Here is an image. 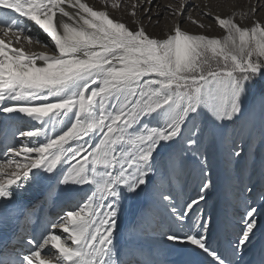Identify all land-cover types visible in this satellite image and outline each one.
<instances>
[{
	"label": "snow or ice",
	"instance_id": "obj_1",
	"mask_svg": "<svg viewBox=\"0 0 264 264\" xmlns=\"http://www.w3.org/2000/svg\"><path fill=\"white\" fill-rule=\"evenodd\" d=\"M119 4L0 0V34L14 37L0 39V227L17 192L43 190L39 209L18 211L24 226L0 243V264H264V162L256 178L238 171L226 188L235 212L223 227L201 207L216 187L206 141L229 162L244 158L245 136L258 131L264 144L260 9L243 23L214 16L221 36L190 32L183 19L155 36L136 5L129 21L113 17ZM187 6L166 10L183 17ZM21 40L50 51L27 52ZM256 96L258 111L248 104ZM189 163L195 196L184 190ZM142 196L140 239L153 243L121 249L124 202ZM257 233L261 247L246 261Z\"/></svg>",
	"mask_w": 264,
	"mask_h": 264
},
{
	"label": "rangeland",
	"instance_id": "obj_2",
	"mask_svg": "<svg viewBox=\"0 0 264 264\" xmlns=\"http://www.w3.org/2000/svg\"><path fill=\"white\" fill-rule=\"evenodd\" d=\"M90 3L97 2L100 7L102 8L105 4V0H86ZM170 1L171 5L170 7H178L179 5L183 4V2L180 3V0H165ZM184 1V0H182ZM112 0H108L109 5L111 4ZM139 0H120L119 7L117 9H111L112 12H114V15L119 16L124 13L125 18L124 21H129L132 19L130 16L131 12L133 11V5H136V12L137 16L140 17L141 12H144L145 8L150 9V13H146V16L143 17V23L145 27L147 28L148 32L155 36H161L166 34V28L172 27V25L179 19H183L185 22L182 24V27L190 32L199 33V32H205L209 36H221L223 35V31L218 27V25L213 21V18H206L202 20H198L196 17H201L200 14L197 13V6L195 7V10L192 11L188 9L184 12L183 17L180 16H173L168 9L169 7L164 6L162 7L160 4L157 5V2L160 3V1H156L154 3H148L142 7L141 4H139ZM224 4L223 7L217 6L215 7L217 10H224L225 15L222 17L229 16L233 13H235V17L238 22L243 23L244 22V16L248 13L249 8H259V12L253 16V19L258 18H264V0H223ZM259 5V6H258ZM148 15L152 17L151 20L148 19ZM191 17L193 20L197 21L198 23H203L206 26H209L206 30L201 29L198 27V24H193L190 21H187V18ZM168 19V20H167ZM208 19V20H207ZM168 21V22H167ZM164 23V24H162ZM171 25V26H170ZM35 30H33V35ZM26 46H29L26 44ZM259 98V96H256L254 98H250L248 101L250 108L255 109L256 111L259 110L260 104H256V99ZM261 103V102H260ZM256 106V107H255ZM259 128V123L257 122V129ZM27 130V129H25ZM17 139V138H16ZM22 138H18L17 141L21 140ZM210 143H212L211 139H208L206 141V144L209 146ZM245 148L244 152V158L242 160H232L231 162L227 161L223 162L221 158H216L211 160V167L208 169V171L211 173V176L209 177L212 179L216 185L215 189L210 190L212 192V195L210 198L218 192V187L221 184L223 180V170H225V176H227L228 183L232 185L238 184L237 180V172L243 171L244 175H252L254 178L258 176V173L260 171L261 167V161L264 160V147L261 146V139L258 134V131L251 137L245 136L244 140L241 141ZM211 152V151H210ZM225 164V165H224ZM224 166V169H223ZM193 166L191 163L188 164L187 168L184 171L183 181L186 183V186L184 190L188 195L195 196L196 195V185L198 184V181L194 179L195 172L193 171ZM190 173H192L190 175ZM229 184H226L228 187ZM222 197V195H221ZM217 198H214L213 203H211L213 206L216 205ZM226 205V206H225ZM229 207L226 203H224V209ZM203 208V207H202ZM209 208V207H208ZM206 208V212L207 209ZM209 212V210H208Z\"/></svg>",
	"mask_w": 264,
	"mask_h": 264
},
{
	"label": "bare ground",
	"instance_id": "obj_3",
	"mask_svg": "<svg viewBox=\"0 0 264 264\" xmlns=\"http://www.w3.org/2000/svg\"><path fill=\"white\" fill-rule=\"evenodd\" d=\"M139 1H140L139 4H141L142 7H144V5L147 3L149 5V0H139ZM156 1H160V3L157 2V5L160 4L162 7H164V6L170 7V5H171L170 1L151 0L152 3L156 2ZM85 2L89 3L90 6H93L97 9H102L100 7V5L95 1L93 3L92 2L90 3L89 1L85 0ZM181 2L184 3L185 0L184 1L180 0V3ZM223 4H224L223 0H187L188 6H187L186 11L188 9L194 11L195 7L197 6L196 11L198 14L201 15V17H196L198 20H202V19H206V18H213L214 16H217V15L222 17L223 15H225V11L224 10H217L215 7L220 6V5L223 7ZM66 10L74 11L70 8H66ZM144 10H147V8H145ZM108 11L115 18H119L121 20H123L125 18V14L124 13L122 14L123 11H121V14L119 16L114 15V12H112L110 8H108ZM201 13H207V16L202 15ZM145 14H146V11L141 12L140 17L146 16ZM204 17H206V18H204ZM255 19H258V18H255ZM162 24H164V23H162ZM169 29H170V27H167L165 32H168ZM34 33H35L34 35L37 36L41 41H43L44 44L48 43V40H47L45 34H43L40 31H36V30ZM0 39L13 40L14 37L11 34H9L8 37H4L2 34H0ZM26 44L29 46H26ZM21 45H23L25 47V51H27V52H37L38 53V52L50 51L49 48L43 47L42 44H38L35 42L32 44H28L26 41H23V40H21L20 44H17L15 46L19 47ZM260 102H261L260 98H257L256 104L258 105V104H260ZM249 107H250V105H249ZM229 127H231V125H229ZM17 137L20 139L19 136H17ZM261 146H262V144H261ZM208 154L210 156V160H213L216 158H218V159L221 158V160L223 162H226V158L224 156L223 150L218 143H215V144L213 142L210 143ZM4 158L5 157H4L3 149H2V147H0V160H3ZM262 162H264V160H262L261 163ZM192 166H193V168L195 167L194 165H192ZM224 173H225V170H224ZM258 175H259V173H258ZM227 183H228V179L226 176V181L222 180L221 184L218 187V189H219L218 192H216L211 198H209L208 204L207 205H204L203 203L201 204V207L205 208V210H206V208L209 207V213L206 212V214L207 215H214L216 221H221L220 219H223L224 213L229 214V216H231L233 218V215L235 212L234 207H227V208H225V210L223 209V207H224L223 205L225 203L223 200H225V191L227 188V186H226ZM222 187H223L224 192H223L222 197H221L220 188L222 190ZM42 193H43V190L37 188L31 194L32 196H30L29 201L27 203H24L23 205H21L19 210L28 209L33 204H35L36 208L39 209L41 204H43V194ZM214 198H217V203H216V205L213 206L211 203H213ZM143 201H144V197L142 196L140 199L133 198V199H129V200L124 202L122 219L120 221V229H119V232L117 233V235L119 237L118 247H120L121 249L127 250L128 242L130 239H136V242L138 244H143L145 247L148 244L153 243V241H150V240L140 239V237L142 236V232H141L140 227H138V225H139V222L141 221V219L145 213V204ZM45 208H46L45 213L53 215L52 212L49 211V209H51L50 204L46 205ZM55 211L58 212L59 208L55 209ZM225 211H228V212L226 213ZM53 218H55V217L53 216ZM223 222H226V220H224ZM22 223H24L23 220L18 218V223H17L18 231H20V229L22 228V225H21ZM221 227H223V225H221ZM56 234H61V233L56 232ZM214 235L217 239L219 238V240L222 238V233L219 229L217 230L216 233H214ZM62 238H63V236H62ZM260 241H261L260 233H257L256 237L253 239L252 244L249 245V248L251 249L250 252H255L258 250V245H261ZM48 247H50V246H46V249L42 252V255L47 251ZM168 247H171V245L169 244ZM179 253H180V249L177 248V250L173 253V258L176 255H179ZM252 258H250V259H252Z\"/></svg>",
	"mask_w": 264,
	"mask_h": 264
}]
</instances>
